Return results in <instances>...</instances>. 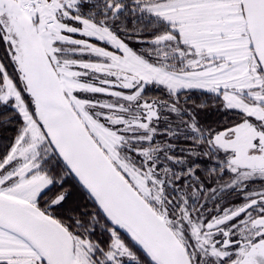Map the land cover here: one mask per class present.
I'll return each mask as SVG.
<instances>
[{
  "label": "snow or ice",
  "instance_id": "obj_1",
  "mask_svg": "<svg viewBox=\"0 0 264 264\" xmlns=\"http://www.w3.org/2000/svg\"><path fill=\"white\" fill-rule=\"evenodd\" d=\"M9 126L0 264H264V0H0Z\"/></svg>",
  "mask_w": 264,
  "mask_h": 264
},
{
  "label": "trees",
  "instance_id": "obj_2",
  "mask_svg": "<svg viewBox=\"0 0 264 264\" xmlns=\"http://www.w3.org/2000/svg\"><path fill=\"white\" fill-rule=\"evenodd\" d=\"M199 99H203V97H199L197 102H199ZM200 119L208 125L215 126L216 121L223 119V116L215 108L210 107L201 114ZM13 136L14 130L12 126H9L6 130L0 129V144L7 143Z\"/></svg>",
  "mask_w": 264,
  "mask_h": 264
}]
</instances>
